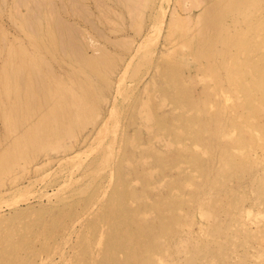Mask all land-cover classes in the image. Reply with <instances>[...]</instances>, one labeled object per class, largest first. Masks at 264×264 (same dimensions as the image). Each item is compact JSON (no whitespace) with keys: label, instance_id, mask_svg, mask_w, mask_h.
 Masks as SVG:
<instances>
[{"label":"rangeland","instance_id":"obj_1","mask_svg":"<svg viewBox=\"0 0 264 264\" xmlns=\"http://www.w3.org/2000/svg\"><path fill=\"white\" fill-rule=\"evenodd\" d=\"M17 1L0 0V264H264V0ZM112 227L141 231L134 251Z\"/></svg>","mask_w":264,"mask_h":264},{"label":"bare ground","instance_id":"obj_2","mask_svg":"<svg viewBox=\"0 0 264 264\" xmlns=\"http://www.w3.org/2000/svg\"><path fill=\"white\" fill-rule=\"evenodd\" d=\"M19 1V0H18ZM17 1V2H18ZM23 1V0H22ZM25 1V0H24ZM68 1V0H67ZM72 2H73V0H71ZM122 5H124L125 7H127L128 8V10H131V8H133V3H132V1L131 0H118ZM228 1H234V0H228ZM33 2H36L35 0L33 1ZM47 2V1H46ZM49 2H51V1H49ZM44 3V2H43ZM75 3V2H74ZM18 4H19V2H18ZM29 4V3H28ZM36 4V3H35ZM34 4V5H35ZM137 4V2H134V5H136ZM198 5V4H197ZM25 6V5H24ZM39 6V5H38ZM69 6H71V5H69ZM51 7V6H50ZM36 8V7H35ZM51 8H53V6L51 7ZM75 10H76V8H74ZM48 10H50L49 8H48ZM83 10V9H82ZM134 10V9H133ZM36 11H37V13L39 12L37 9H36ZM49 12V11H48ZM216 13V12H215ZM32 14H33V12H32ZM30 15V16H26L27 18L25 19V21L27 22V23H30V24H37V22H38V20H39V22H40V19L39 18H37L36 16H34V15ZM39 14V13H38ZM54 15V16H53ZM171 16H172V14H171ZM50 17H53V22H55L56 23V25L58 26V31H57V33L59 34V41H60V45L62 46L63 44H61V42H63V43H66V44H68L69 45V52L67 51V49L65 48V47H63L64 49H66V51L68 52V53H71V56L74 58L75 56L73 55L74 53H77L78 55H81V53L78 51V49H79V47H78V45H76V43L73 41V38H74V34H72V31L66 26V25H68L66 22H64L63 20H59V18L58 17H56L55 16V14L52 12V16H50ZM172 18V17H171ZM62 19V18H61ZM51 20V19H50ZM171 20V19H170ZM169 20V21H170ZM22 21H24V20H22ZM175 21H176V19H175ZM173 22V21H172ZM172 22L170 21V24H172ZM162 23H163V21L161 20V22H160V24H159V27H161L160 25H162ZM175 23H178V20L175 22ZM169 24V23H168ZM24 25H26V24H24ZM55 25V24H54ZM69 26V25H68ZM169 26V25H168ZM206 26V25H205ZM71 27V26H70ZM158 27V29H160ZM209 27V26H208ZM29 28H31V27H29ZM28 28V29H29ZM32 29V28H31ZM30 29V30H31ZM34 29H36V28H34ZM72 29L74 30V28L72 27ZM33 30V29H32ZM31 30V31H32ZM35 31V30H34ZM74 32H76V30L74 31ZM157 33H159L160 32V30H158V31H156ZM79 34V33H78ZM76 40H78L77 38H76ZM139 46V49H140V44L138 45ZM80 50V49H79ZM81 58L83 59V61L84 62H86L87 64L89 63L86 59H84V57L81 55ZM106 58H104L103 57V60L104 61H106L105 60ZM22 60V59H21ZM44 59L42 58V60L41 61H43ZM46 60V59H45ZM77 60V59H76ZM101 61L102 62V64L104 63V61ZM44 62V61H43ZM45 62H47V61H45ZM44 62V63H45ZM107 62H105L104 64H106ZM41 64V63H40ZM47 64V63H46ZM27 66H28V68H29V71L33 74V75H31L30 77L32 78V76H34V83H35V86L36 85H41L42 84V80H41V78H38L37 76H38V71L39 70H37L36 69V67L33 65V64H27ZM127 66H129V63L127 64ZM22 70H23V68L22 67H20V66H13L12 68H11V74H13V76H12V80L14 81V83H16L18 80H19V82L21 83V80L20 79H18L17 78V74L19 75V77H20V75L23 73L22 72ZM50 72H51V70H50ZM15 75V76H14ZM37 75V76H36ZM22 76V75H21ZM35 77H37V78H35ZM40 77V76H39ZM30 79V78H29ZM13 81H11V82H9L10 84H12L13 83ZM31 81V80H30ZM44 84V83H43ZM22 85V84H21ZM42 87V86H41ZM36 88V87H35ZM38 88H36V90H37ZM31 91V90H30ZM38 91V90H37ZM32 94V93H31ZM33 97V99H34V96H32ZM20 97H17L16 98V100H18ZM33 105V104H32ZM108 117H111V113L109 114V116ZM107 119V118H106ZM105 119V120H106ZM104 120V121H105ZM110 120H111V118H110ZM107 121H109L108 119H107ZM105 123H106V121L104 122V124L102 125V126H104L103 127V129H105L106 128V126H105ZM70 129V128H69ZM68 129V130H69ZM100 129H101V131H102V127H100ZM70 131V133H71V130H69ZM105 131V130H104ZM101 199V198H100ZM98 200V199H97ZM113 200V199H112ZM111 200V201H112ZM110 201V204L109 205H107V204H105L104 205V207H102V209H101V212L98 214V216L102 219V220H104V219H107V218H109V220H110V223H111V225H112V221H113V215L115 214V211H116V202H115V198H114V202H111ZM89 211H90V209H89ZM113 231L112 232H114V233H112V237H113V240L115 239V238H118V239H120V240H122V241H124L125 242V245H127V246H129V247H131L132 248V250L134 251V247L132 246V239H133V237L134 236H138V237H141L142 236V234H141V231H139V229H135V230H133V231H126V230H123V229H120V228H117V229H115V228H111ZM109 231V230H108ZM111 239V238H110ZM111 243V242H110ZM109 243V244H110ZM111 245H112V243H111ZM111 247V246H110ZM115 247H116V244H115V246L113 247V249H115ZM110 251L112 250V249H109Z\"/></svg>","mask_w":264,"mask_h":264}]
</instances>
